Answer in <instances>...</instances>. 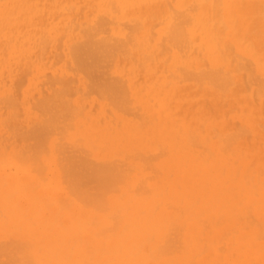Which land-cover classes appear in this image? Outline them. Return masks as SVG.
I'll list each match as a JSON object with an SVG mask.
<instances>
[{"label":"bare ground","instance_id":"6f19581e","mask_svg":"<svg viewBox=\"0 0 264 264\" xmlns=\"http://www.w3.org/2000/svg\"><path fill=\"white\" fill-rule=\"evenodd\" d=\"M0 264H264V0H0Z\"/></svg>","mask_w":264,"mask_h":264}]
</instances>
